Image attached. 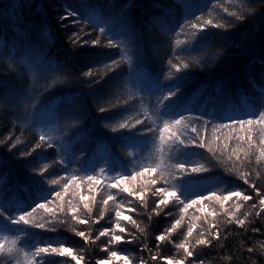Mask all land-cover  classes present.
I'll return each instance as SVG.
<instances>
[{"label": "trees", "instance_id": "obj_1", "mask_svg": "<svg viewBox=\"0 0 264 264\" xmlns=\"http://www.w3.org/2000/svg\"><path fill=\"white\" fill-rule=\"evenodd\" d=\"M262 111L264 0H0V264H264Z\"/></svg>", "mask_w": 264, "mask_h": 264}, {"label": "snow or ice", "instance_id": "obj_2", "mask_svg": "<svg viewBox=\"0 0 264 264\" xmlns=\"http://www.w3.org/2000/svg\"><path fill=\"white\" fill-rule=\"evenodd\" d=\"M66 16H67V14H66ZM66 16H65V18H66ZM206 23L209 24V25H211V21H207ZM217 26L220 27V25H217ZM192 27H193V28H197L198 25H197V24H193ZM199 28H200L201 30H203V29H204V25H203V24H200V25H199ZM100 31L103 32L104 30H103V29H100ZM93 43H95V42H93ZM184 67L187 68L188 65H185ZM174 94H175L174 92H172V93H168V96L165 97V99L169 98L171 95H174ZM183 119H184V118L181 117L180 119L173 121V125H174V126H179V125H181V121H182ZM255 123H259V124H261L262 126H264V111H262V112L259 113V120H258V121H253V120H251V119H249V120H240V121H239V124L241 125L242 130H244V131L247 132V133H251V131H252L251 126H252L253 124H255ZM244 125H249V127H248V128H244V127H243ZM193 131H195V129H194ZM261 131L264 132V127H261ZM165 133H168V136L171 137V138H173V139H172V142H175V139H176V132H174V131H170L169 124H168L167 122H165V124H164V128H163V129L161 130V132H160V141H161V143H164V142H165V139H166V137H165ZM40 139L43 140L44 137H41ZM180 143H183V141H180ZM38 147H39V145H38ZM209 150H211V149H209ZM261 154L264 155V146L261 147ZM178 167H179L180 169H182V170L184 169V165H182V164L179 165ZM204 170H205V169H203V168H192V169H191L192 172H200V171H204ZM102 171H103V170H102ZM153 171H154V170H153ZM140 175H143V172H141ZM74 179H75V177H73V180H74ZM93 179H94V177L89 176V177H88V181H89V183H91V181H92ZM151 182H152L153 184L156 183L155 179H153ZM57 183H58V181H56V180H53V181H52V184H54V185L57 184ZM64 188L67 189V188H68V184H65V185H64ZM125 191H127V189H125ZM160 192H161V194H165V193H166L167 196L176 197L177 200L179 199V198L176 196V193H175V192H167V189H160ZM231 195H234V196H236V197H240V196H241V193L236 192V193H232ZM56 197H58V198L61 197V193H60V192H56ZM242 198H243V200H245V201H247V200L250 199V197H248V196H243ZM223 199H227V197H223ZM105 203H107V201H105ZM161 203H163V204H167V203H168L167 198H165L164 200H162ZM191 203H192V204H196L197 201H192ZM259 203H260L261 207H264V198H261L260 201H259ZM39 207H40V208H44V205L41 204ZM84 207H85V208H88L89 205H88V204H85ZM189 207H190L189 204H185V205H184V210L186 211ZM237 207H239V205H237ZM35 211H36V209L33 208V209H32V212H35ZM49 211H51V209H49ZM0 214H3V213L0 212ZM116 215H117V217H119L121 214H120L119 211H117ZM27 216H31V213H28ZM124 218H125V219H128V217H124ZM20 222L28 223V220L26 219V215L22 214V215H20L18 218L15 219V223H20ZM81 222H82V223H86V221H81ZM180 223H181V220H176V221H175V224L172 226L173 229H175L176 226L180 225ZM236 223L242 225V224H243V221H242V220H237ZM38 227H44V225L41 224V225H38ZM117 227H119V222H117ZM107 231H108V230L106 229L104 232H101L100 235H101V236L106 235V234H107ZM121 231H123V229H121ZM187 234H188V236H191V234H192V227H189V228H188ZM78 235L81 236V237H83L84 239H87V237L85 236V233H84V232H79ZM113 239H114L115 241H120V240H121V236H119V235H115V236L113 237ZM164 239H165V237H164L163 235H161V236L159 237V240H164ZM196 243H197V244H202V245H203V244H207V243H209V241L204 240V239H198V240L196 241ZM2 247H3V246L0 245V249H2ZM178 247H179L180 249H183V250L185 251V253H186L188 256H192V252L188 250V248L186 247V245H185L184 243L179 244ZM49 251H51V252H53V253L61 252V250H60V249H57V248H51V249H50V248H38V249L36 250V254L39 255L40 253H47V252H49ZM64 254L71 255V252H70L69 249H64V250L61 252V255H64ZM111 255H112L113 257H115V256L117 255V253H116V252H112ZM73 259H75V257H73ZM80 259H83V257H81ZM168 264H172V261H168Z\"/></svg>", "mask_w": 264, "mask_h": 264}, {"label": "rangeland", "instance_id": "obj_3", "mask_svg": "<svg viewBox=\"0 0 264 264\" xmlns=\"http://www.w3.org/2000/svg\"><path fill=\"white\" fill-rule=\"evenodd\" d=\"M42 122H43V129L47 130V132L50 131V133H53V124L51 120L50 114L43 115L42 117Z\"/></svg>", "mask_w": 264, "mask_h": 264}]
</instances>
